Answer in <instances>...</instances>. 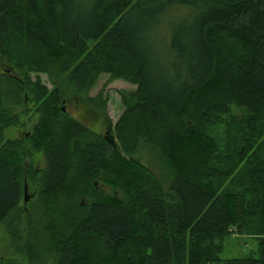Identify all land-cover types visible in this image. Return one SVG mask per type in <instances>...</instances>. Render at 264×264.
<instances>
[{"label":"trees","instance_id":"16d2710c","mask_svg":"<svg viewBox=\"0 0 264 264\" xmlns=\"http://www.w3.org/2000/svg\"><path fill=\"white\" fill-rule=\"evenodd\" d=\"M143 1L202 12L171 35L165 60L172 71L181 52L195 56L190 79L153 75L145 24L131 21ZM83 18L73 0H0V63L16 76L0 79L32 95L39 114L30 136L10 139L19 118L0 102V226L15 252L24 264H264V0H97ZM31 74H49L54 89ZM102 75L136 86L120 92L110 141L62 112L76 93L105 113L103 93L90 96ZM142 145L170 171L167 190L133 159ZM101 176L111 194L96 188ZM34 181L41 201L29 219L21 203ZM21 217L26 232L13 230ZM234 235L256 250L223 260Z\"/></svg>","mask_w":264,"mask_h":264},{"label":"rangeland","instance_id":"374dc122","mask_svg":"<svg viewBox=\"0 0 264 264\" xmlns=\"http://www.w3.org/2000/svg\"><path fill=\"white\" fill-rule=\"evenodd\" d=\"M96 1L97 0H73V4L79 8V13L83 15L84 21L88 20V15L93 10ZM161 7L158 9L155 6H152V4L143 1L141 5L135 8V11L132 12L131 21L145 24L146 29L144 34L147 36L148 46L146 47L148 48L151 56L149 59L152 63L153 75L157 81H159L158 78L160 77L161 73L168 75L165 77L169 80H171V78L177 73L180 76L178 80L190 79L192 73L194 72L192 70L195 68V66L198 68V65L200 64L198 59L195 61V56L190 55L189 52L187 54L181 52L184 57L176 60V66L172 71L167 68L169 64L165 60L168 58L167 54L168 50L170 51V44L173 34L175 32L177 34H181L184 33V31L194 27L196 18H198L202 12L200 10H193L179 14L177 11L169 10L170 8L161 9ZM153 45L157 51L153 50ZM142 49L145 51V45L142 46ZM189 51H191L190 47ZM173 54L174 52L172 55ZM168 61H170V59ZM4 73L15 76V74H13V70L9 69L8 66H3L0 63V75H3ZM30 76L32 80H36V78L39 76L42 83L46 85L49 90L54 89L53 81L51 80V76H49V74H31ZM1 78L0 102L5 109L12 111V113L17 115L19 118L18 124L7 130L6 137L15 140L30 136V134L33 133L34 127L37 126L39 122V114L37 112L38 107L32 100V95H30L27 91H23L19 94L17 88L14 87V84L11 81L3 79V76H1ZM135 89L136 86L130 83L122 80L109 81L108 75H102L95 87L90 92V96L94 97L100 92L103 93V99L107 98V108L105 113L100 110L96 112V110L91 109L83 97H74L71 95H76V93H69L68 96H66L67 98L65 97L66 103L63 102L62 104V112H64L63 109L65 106L66 112L64 113L73 116L78 121L87 125L94 132H96L98 126L101 128L99 133H103L107 125L110 123L115 134L114 127L125 110L121 100L120 92L131 91ZM232 109L235 113V117L238 120H241V111L237 112L235 107ZM216 133L220 137V151L224 150L226 144L224 128H219ZM116 142L118 143L117 139ZM124 156H126L128 159H131L128 155L124 154ZM28 159L30 160L29 162L32 165L34 171L37 172V179L38 177L41 179V176L47 167V161L44 153L36 152L34 153V156H30ZM133 159L136 160L149 173L156 176L160 180L165 190L168 189L170 185L169 176L171 173L164 165V161L160 159L157 151H155L153 148L142 145L134 154ZM107 161V165L109 163L112 165V158L108 157ZM38 184H36V181H34V184L29 185L28 195L30 196V200L25 202L23 198L21 203L22 209L26 216L29 214L28 218L32 216L35 207L34 204L41 201V198L38 196V193L40 192L37 186ZM95 186L96 188H99L108 194L113 192V190L107 184H105L103 178L96 180ZM41 190L43 191V188ZM117 190L118 196L121 197L123 195L122 188L119 187ZM37 196L40 198V200ZM82 203H84V205H89V199L83 198ZM25 224V217H21L16 220L13 230L15 231L17 228L20 230V232H26ZM81 244L85 245L86 243L83 241ZM223 245L224 252L220 255L223 260L247 257L256 250L255 246L253 245V241L250 240V238L238 237L236 235L231 236L227 239V241L225 240ZM11 259L17 264H24V259L15 252V248L12 244V237L9 234L8 228L2 225L0 226V260H10V262H12ZM53 262L54 261L52 258L45 260V264H53ZM12 263L14 264V262Z\"/></svg>","mask_w":264,"mask_h":264},{"label":"flooded vegetation","instance_id":"af4514ba","mask_svg":"<svg viewBox=\"0 0 264 264\" xmlns=\"http://www.w3.org/2000/svg\"><path fill=\"white\" fill-rule=\"evenodd\" d=\"M64 103H66V99L64 100ZM63 111L66 112L65 106H64V110ZM100 131H101V128L97 126V129H96V132H98L97 134H99L103 139H105L107 141H110V136H109V133H110V123L107 125V127H106V129L104 130L103 133H99Z\"/></svg>","mask_w":264,"mask_h":264},{"label":"water","instance_id":"95a60500","mask_svg":"<svg viewBox=\"0 0 264 264\" xmlns=\"http://www.w3.org/2000/svg\"><path fill=\"white\" fill-rule=\"evenodd\" d=\"M24 200L25 202H28L30 200V196L28 195V186H25Z\"/></svg>","mask_w":264,"mask_h":264}]
</instances>
